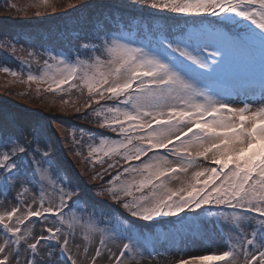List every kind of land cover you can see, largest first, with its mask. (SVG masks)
Segmentation results:
<instances>
[{"label":"snow or ice","instance_id":"1","mask_svg":"<svg viewBox=\"0 0 264 264\" xmlns=\"http://www.w3.org/2000/svg\"><path fill=\"white\" fill-rule=\"evenodd\" d=\"M136 6L214 21L175 35L126 18ZM75 40L77 52L47 53L26 81L86 89L84 107L97 105L116 138L89 143L85 159L107 163L94 179L119 171L93 194L60 168L39 125L0 127V264H264V0H123Z\"/></svg>","mask_w":264,"mask_h":264},{"label":"rangeland","instance_id":"2","mask_svg":"<svg viewBox=\"0 0 264 264\" xmlns=\"http://www.w3.org/2000/svg\"><path fill=\"white\" fill-rule=\"evenodd\" d=\"M54 2L55 10L39 6L38 0H0V68L6 66L22 73L19 77H13L10 73L0 71V127L20 129L27 125H39L43 139L51 146L50 154L53 155L60 168L75 182L82 184L94 194L93 185L101 181L94 179L93 174L102 172L107 168V163L103 165L96 163L93 167L91 161H86L88 145L98 143L104 137L110 139L116 137L105 135L104 130L107 129H98L100 127L92 110L94 106L84 107L87 100L86 89L81 92L79 89H69V85H64L63 88L69 91L50 93L44 90L47 89L46 83H43L42 88L35 82L29 85L26 76L29 72V65L33 74L41 73L43 60L48 59L46 54L49 52L53 54L77 52L75 36L91 32L97 21L103 15L113 11L116 5L122 4L123 0H54ZM151 10L155 12L152 15L150 8L136 6L124 9L123 14L126 18L134 16L140 23L149 20L139 17L149 15L153 26L164 27L168 12ZM184 18L188 24L209 23L202 18L191 16H184ZM178 29L175 26V35L181 33ZM131 30L135 31V26H132ZM225 31L228 30L225 29ZM7 45H14L15 52ZM29 53L36 55L30 56ZM49 63L54 64L51 60ZM53 71H56L55 67ZM38 88L41 90L38 91ZM64 101L68 102L64 103ZM76 108L80 111L77 112ZM73 133L75 138H73ZM77 152L82 155H77ZM104 159L108 160V158ZM117 171L119 168L111 169L103 176L112 177ZM192 171L195 169H190L189 175ZM181 178L183 179V176ZM172 186L178 187L179 182L173 181ZM47 194L50 199H55L57 196L51 189ZM32 195L38 196L36 189H32L25 199L30 202ZM99 199L111 203L108 196H102ZM2 200L3 197H0V201ZM15 203L16 201L9 196L8 200L4 201L3 207L10 208ZM117 210L119 214L140 227H157L150 222L130 217L122 208ZM77 243L83 246L79 238ZM223 245V238L216 237L214 246L217 250H222ZM73 251L75 253V249ZM78 264H88V261L78 259ZM142 264H149V261L145 260ZM152 264H166V262L161 258L158 262L153 261Z\"/></svg>","mask_w":264,"mask_h":264},{"label":"trees","instance_id":"3","mask_svg":"<svg viewBox=\"0 0 264 264\" xmlns=\"http://www.w3.org/2000/svg\"><path fill=\"white\" fill-rule=\"evenodd\" d=\"M37 85V84H36ZM37 86H39V85H37Z\"/></svg>","mask_w":264,"mask_h":264}]
</instances>
